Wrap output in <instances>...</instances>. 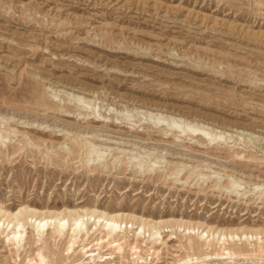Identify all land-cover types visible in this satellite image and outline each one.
Masks as SVG:
<instances>
[{
  "label": "rangeland",
  "instance_id": "obj_1",
  "mask_svg": "<svg viewBox=\"0 0 264 264\" xmlns=\"http://www.w3.org/2000/svg\"><path fill=\"white\" fill-rule=\"evenodd\" d=\"M19 209L0 264H264V0H0V221Z\"/></svg>",
  "mask_w": 264,
  "mask_h": 264
},
{
  "label": "bare ground",
  "instance_id": "obj_2",
  "mask_svg": "<svg viewBox=\"0 0 264 264\" xmlns=\"http://www.w3.org/2000/svg\"><path fill=\"white\" fill-rule=\"evenodd\" d=\"M149 115H150V117H157V118H161V116H162L161 114L155 115L152 113H149ZM169 121H171V123L168 124V126H170L171 128L173 126H176V125L178 126L179 124L183 123L187 132H189V133L191 132L192 134L195 133V136H201V137L205 134V128L197 126L196 124H192L189 121H185V120L181 121V119L177 121V119L174 117H169ZM217 135L219 136V138H222L224 136V134H222L220 132ZM218 136H216V138H218ZM69 212H70L69 215H70L71 220H72V223H71L72 233H77L80 231V227H81L82 221H83L85 216L86 217L89 216V218H93L94 223L99 222L100 219H103L105 222L104 226L107 228V234L112 235L117 230L121 229L122 223L118 222L113 215H108V216L103 215L102 216V215H96V214L90 213V212H85L84 214L73 215V214H71V211H69ZM21 215H22V211L19 209L17 213H8L7 214L8 217L0 221V227L1 226L3 227L5 225V228L7 229L6 241L8 243L13 244L14 246L18 245L21 241L22 235H21V231L19 229L24 228L23 227L24 225L21 223V221L19 219V216H21ZM34 215L35 214L26 215L25 222L26 223L29 222L30 224H32L33 227L36 229L38 234L43 231V228L48 223L52 224V226L55 228L56 233L62 234V228L64 227V224L67 221L63 215L56 214L53 217H36ZM154 228H155V226L153 225L151 229L154 230ZM202 232L203 233L205 232L204 236H206V237L208 236L207 231H202ZM142 233H143V226L140 225L139 227H137V232L135 234H136V236H140ZM151 233H158V231L155 230L154 232H151ZM230 236L233 237L232 234H230ZM249 237L252 238L253 235L251 234ZM72 246H73V241L71 242V244H69V247H72ZM129 249L132 251L133 250L135 251L137 249V246L133 243L130 245ZM256 252L264 257V250H263L261 245L257 246ZM229 253L230 252H227V254H229ZM37 254H38V257L40 259V262L43 263L44 257L39 252Z\"/></svg>",
  "mask_w": 264,
  "mask_h": 264
}]
</instances>
